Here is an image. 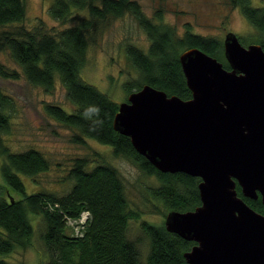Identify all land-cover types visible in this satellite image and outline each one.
I'll use <instances>...</instances> for the list:
<instances>
[{
	"label": "trees",
	"instance_id": "obj_1",
	"mask_svg": "<svg viewBox=\"0 0 264 264\" xmlns=\"http://www.w3.org/2000/svg\"><path fill=\"white\" fill-rule=\"evenodd\" d=\"M227 1L241 11L252 28L250 35L239 36L242 44L258 43L264 49V0ZM76 11L86 15L71 24ZM49 13L63 24L61 29L28 27L25 0H0V50L8 52L25 78L45 92L52 93L57 81L62 84L71 110L60 104H46L45 110L75 132V142L87 145V139H92L110 146L108 154L130 160L155 184L144 189L148 212L133 207L119 169L106 154L94 151L92 158L74 160L67 175L71 187L64 194L43 189L28 194L21 175L38 183L37 176L49 171L51 162L36 148L14 151L7 143L16 103L0 88L1 174L6 184H0V264H11L7 255L36 245L35 236L47 256V264H188L184 253L195 242L169 232L165 218L170 211L193 210L201 204L198 188L201 179L182 172H162L141 155L128 136L114 129L121 102L85 80L82 70L91 44L108 23L130 15L147 34L148 45L127 42L124 46L126 60L133 70L122 84L127 95L148 84L169 96L187 100L192 92L180 54L197 47L229 68L224 40L196 33L190 25L179 31L163 21L162 8L154 16H148L140 0H53ZM21 72L0 64V75L4 78L18 79ZM90 104L102 110L103 124L95 131L90 130V121L81 116ZM10 188L22 197L17 198ZM239 195L263 213L261 197L252 200L241 192ZM84 213L88 218L81 223ZM152 214L164 217L162 224L143 219ZM30 216H35L36 225ZM38 218L41 220L37 225ZM69 219H79L82 226L79 234L71 230ZM144 246H147L145 256Z\"/></svg>",
	"mask_w": 264,
	"mask_h": 264
},
{
	"label": "water",
	"instance_id": "obj_2",
	"mask_svg": "<svg viewBox=\"0 0 264 264\" xmlns=\"http://www.w3.org/2000/svg\"><path fill=\"white\" fill-rule=\"evenodd\" d=\"M218 58L180 54L190 99L144 85L119 104L113 126L158 170L199 177L201 204L170 211L166 229L195 242L188 264H264V49L225 35ZM243 196H261L263 213Z\"/></svg>",
	"mask_w": 264,
	"mask_h": 264
},
{
	"label": "rangeland",
	"instance_id": "obj_3",
	"mask_svg": "<svg viewBox=\"0 0 264 264\" xmlns=\"http://www.w3.org/2000/svg\"><path fill=\"white\" fill-rule=\"evenodd\" d=\"M52 1L25 0V25L31 28L40 26L43 30L61 29L63 24L49 13ZM140 2L150 17L162 8L163 21L175 26L179 31L190 25L196 33L219 37L222 40L228 32L243 37L253 32L241 11L232 7L227 0H140ZM85 15V12L76 11L70 23L74 24ZM127 42L142 47L148 45L147 34L130 15L108 23L97 41L91 44L86 65L82 70L85 80L108 93L118 103L127 100L128 95L122 84L130 75V71L133 72L125 57L124 46ZM249 43L251 42L243 45L247 46ZM0 64L22 71L6 51L0 50ZM0 88L11 95L16 103L15 110L12 111V132L6 137L7 143L14 151L36 148L51 162V169L37 176L38 183L29 176L21 175L28 194L40 189L64 194L71 187L67 175L74 160L82 157L92 158L94 151H98L106 154L110 163L119 169L131 205L148 212L149 208L144 202L146 194L144 189L146 185L155 184L153 178L146 177L130 160L108 154L110 146L106 147L92 139H87V145L75 142L73 140L75 132L47 114L46 104H60L71 110L72 104L66 98V91L60 82H56L52 93H47L42 87L31 84L21 72L18 79L4 78L0 75ZM2 162L3 158L0 156V184L5 186L1 174ZM10 191L17 198L22 197L11 188ZM30 217L33 225H36L35 216ZM82 219L83 215L80 220ZM143 219L154 224H162L164 217L152 214L145 215ZM40 220L38 218L37 225ZM68 222L75 235L81 232L79 219H69ZM34 240L36 245L32 248L18 249L7 255V260L11 264H47V256L38 243L37 236ZM143 249L145 256L147 246Z\"/></svg>",
	"mask_w": 264,
	"mask_h": 264
},
{
	"label": "clouds",
	"instance_id": "obj_4",
	"mask_svg": "<svg viewBox=\"0 0 264 264\" xmlns=\"http://www.w3.org/2000/svg\"><path fill=\"white\" fill-rule=\"evenodd\" d=\"M101 108L98 105L90 104L81 113L83 119L90 121V130L95 131L102 126Z\"/></svg>",
	"mask_w": 264,
	"mask_h": 264
},
{
	"label": "built area",
	"instance_id": "obj_5",
	"mask_svg": "<svg viewBox=\"0 0 264 264\" xmlns=\"http://www.w3.org/2000/svg\"><path fill=\"white\" fill-rule=\"evenodd\" d=\"M87 218H88V214H87V213H84V215H83V219L80 220V222H81V223H84V222L87 220Z\"/></svg>",
	"mask_w": 264,
	"mask_h": 264
},
{
	"label": "flooded vegetation",
	"instance_id": "obj_6",
	"mask_svg": "<svg viewBox=\"0 0 264 264\" xmlns=\"http://www.w3.org/2000/svg\"><path fill=\"white\" fill-rule=\"evenodd\" d=\"M240 188V191H238V189H237V191H238V194L241 192V194L243 195V193H242V189H241V187L237 184V187L236 188ZM240 196V195H239ZM245 197V196H244ZM259 197H261V196H259ZM246 198H249V197H246ZM249 199H251V198H249ZM252 200H254V199H252ZM257 200V199H256Z\"/></svg>",
	"mask_w": 264,
	"mask_h": 264
}]
</instances>
